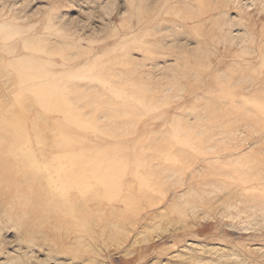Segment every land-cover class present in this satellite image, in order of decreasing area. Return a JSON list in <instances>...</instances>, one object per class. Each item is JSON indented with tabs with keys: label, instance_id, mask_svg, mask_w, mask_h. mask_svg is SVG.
Listing matches in <instances>:
<instances>
[{
	"label": "rangeland",
	"instance_id": "1",
	"mask_svg": "<svg viewBox=\"0 0 264 264\" xmlns=\"http://www.w3.org/2000/svg\"><path fill=\"white\" fill-rule=\"evenodd\" d=\"M5 118L0 264H264V0H0Z\"/></svg>",
	"mask_w": 264,
	"mask_h": 264
},
{
	"label": "bare ground",
	"instance_id": "2",
	"mask_svg": "<svg viewBox=\"0 0 264 264\" xmlns=\"http://www.w3.org/2000/svg\"><path fill=\"white\" fill-rule=\"evenodd\" d=\"M5 32L2 31L1 33L4 34ZM1 38L6 39L7 37L3 36ZM16 64L18 66L17 67L18 69H17V73L15 77V82L19 84L20 86H23L26 89L30 90L33 100H35L36 103L41 104L45 97L52 96L53 94H55L54 92L55 89H49L48 91L44 93V90L42 87V80H41V77L39 76V73L37 72L38 71L37 66H31L27 68L26 66H22L23 63L21 64L20 61H18ZM2 124H3L2 127L5 129V132L0 131V138H1V141H3L5 144L9 146V149L5 154V158L8 161L12 160L13 163L15 164L16 163L23 164L22 161L18 162V159H17V157L22 156V148H21L22 142L20 141L23 139L22 134L20 135L18 131H15L14 128H15L16 123L12 122L9 118H5ZM25 167H26V170H31L34 175L39 173V164L36 161H31V163L27 162ZM54 174L58 177H61V178L63 177L64 179L61 181L63 186L60 187L59 190H57L61 194H64V193L67 194V193H70L71 191L77 194L78 193L82 194L85 191V189L88 188V185H93L94 187H98V186L103 185V183H105L103 179L101 180L97 178L93 179L92 181L88 180L84 183L82 182L80 183L81 178H83L84 176L85 177L88 176V173L87 171L80 169V167L72 161L65 162L64 160H62L58 162L56 171H54Z\"/></svg>",
	"mask_w": 264,
	"mask_h": 264
}]
</instances>
